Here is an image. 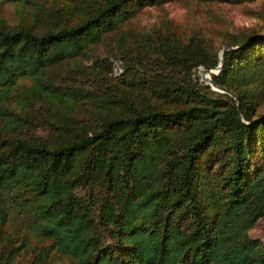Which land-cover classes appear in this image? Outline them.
I'll return each mask as SVG.
<instances>
[{"label":"trees","instance_id":"16d2710c","mask_svg":"<svg viewBox=\"0 0 264 264\" xmlns=\"http://www.w3.org/2000/svg\"><path fill=\"white\" fill-rule=\"evenodd\" d=\"M0 1L21 17L0 18V264H264V25L141 31L173 0ZM222 46L211 78L240 111L193 76Z\"/></svg>","mask_w":264,"mask_h":264},{"label":"rangeland","instance_id":"374dc122","mask_svg":"<svg viewBox=\"0 0 264 264\" xmlns=\"http://www.w3.org/2000/svg\"><path fill=\"white\" fill-rule=\"evenodd\" d=\"M30 9V8H28ZM20 7L17 4L11 2L0 1V18L5 19L8 23H16L20 17ZM264 7L260 2L249 3H214V2H201V1H180L173 0L164 3L161 6H147L141 12L136 24L139 25L138 30L146 31L151 30L155 26L169 23L175 27L179 32H188L191 26L201 25L208 27L210 33L216 35L221 34L223 36L228 35V32L232 34L240 33L243 30L249 29H262L264 25ZM235 32V33H234ZM219 41V36L216 37V43ZM225 46L218 49L220 52ZM104 50V47L100 48ZM92 60L86 61L91 64ZM112 71L113 77L120 76L125 73V61L124 58L112 59ZM124 63V64H123ZM217 66V65H216ZM211 67L212 71H205V67L198 65L193 68V76L197 77L200 82L206 83L211 89L214 87L206 80L207 77H211L212 73H215L217 69ZM71 75V74H65ZM62 80L63 78L60 77ZM83 88L80 89L82 94L81 98H88L92 92L97 93L99 90H91L97 87L94 83H80ZM99 87V86H98ZM77 89H79L77 87ZM86 89V90H85ZM221 92L219 90H216ZM94 99H98L97 96ZM20 102L17 103V107H20ZM260 110H264V106L260 107ZM36 135L45 136L47 130L42 127L35 129ZM249 233L253 237H258L264 241V216L259 218L254 226L249 230ZM26 260V255L21 257L17 263H23L21 260Z\"/></svg>","mask_w":264,"mask_h":264},{"label":"water","instance_id":"95a60500","mask_svg":"<svg viewBox=\"0 0 264 264\" xmlns=\"http://www.w3.org/2000/svg\"><path fill=\"white\" fill-rule=\"evenodd\" d=\"M226 48H227V46H225L221 50V52H220V60H219V63L217 64V66L215 67L217 69V71L215 73H217L220 70L221 66H222V63H223V55H224V52H225ZM205 71L210 72L212 70L209 69V68H206ZM206 80L209 82V84H211L214 87V89L219 90L221 92H226V93L230 94L231 96H233L234 99H235V101H236V104H237V109L240 111V108H239V99H238V95L236 93H234L229 88H227V87H225L223 85H220V84L216 83L211 77H207Z\"/></svg>","mask_w":264,"mask_h":264}]
</instances>
